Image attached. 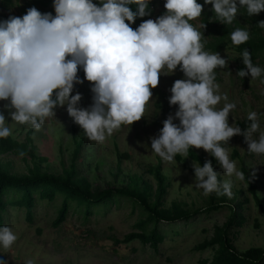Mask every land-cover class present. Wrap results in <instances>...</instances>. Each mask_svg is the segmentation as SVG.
I'll use <instances>...</instances> for the list:
<instances>
[{
	"label": "clouds",
	"instance_id": "clouds-1",
	"mask_svg": "<svg viewBox=\"0 0 264 264\" xmlns=\"http://www.w3.org/2000/svg\"><path fill=\"white\" fill-rule=\"evenodd\" d=\"M150 4L151 0H53L55 14L32 6L22 16L0 19V101H6L3 107L12 122L37 130L56 117L57 106H66L90 139L103 142L115 130L145 117L161 75L174 74L179 67L184 78L174 81L168 98L178 109L163 121L159 135L151 137V150L173 161L194 147L204 149L229 179H220L211 159L203 165L194 162L195 186L205 195L231 197L230 178L244 180L245 172L230 158L229 142L243 135L248 151L264 155V130L255 110L248 113L251 123L246 129L229 122L237 104L219 91L216 80V69L228 65V59L206 50L204 31L193 21L211 4L221 23L232 24L241 8L249 16L264 11V0H165L163 14L134 28L137 17L150 16ZM259 25L264 27V20ZM250 38L247 27L231 33L236 45ZM242 55L246 67L237 75L261 77L264 67L253 63L247 48ZM81 68L92 82L93 103L88 107L81 106V92L73 94L76 85L84 83L78 74ZM221 100L225 103L218 107ZM11 123L0 110V138L12 135ZM17 239L10 225H0V247L10 250ZM0 264H8L4 255ZM25 264L37 260L28 258Z\"/></svg>",
	"mask_w": 264,
	"mask_h": 264
},
{
	"label": "rangeland",
	"instance_id": "rangeland-1",
	"mask_svg": "<svg viewBox=\"0 0 264 264\" xmlns=\"http://www.w3.org/2000/svg\"><path fill=\"white\" fill-rule=\"evenodd\" d=\"M34 1L0 0V19H6L10 15H24ZM154 11L153 19L163 14L166 11L165 0H158ZM202 19L203 14L193 21L201 31ZM214 35V31H207L205 41L212 40ZM232 47L227 46L220 52L228 59V65L216 69L219 91L226 92L229 100L237 104L230 113L229 122L246 129L251 123L247 118L248 113L255 110L260 114L264 130V74L258 78L238 76L239 55ZM254 64L264 67V62L259 59ZM78 74L84 78V83L77 84L73 94L81 92V106L88 107L93 103L92 82L87 81L84 71ZM178 78H184L179 67L174 74L161 75L158 86L153 89V101L149 102L145 117L132 126H122L103 142L86 136L78 168L94 188L127 186L133 177H137L143 187L150 186L155 192L158 182L154 173L161 165L168 184L164 208L179 205L185 210L195 211L207 206L208 195L195 186L193 164L196 161L188 154H177L173 161H165L151 150V137L159 135L163 121L178 109V105H171L168 99L170 89ZM5 103L6 101H0V110L5 112L11 123L9 110L3 107ZM224 103L221 100L218 107H222ZM10 126V136L19 141H25L27 132L32 128L18 122H12ZM81 131L82 127L74 122L66 106H57L56 117L48 118L41 129L33 134L44 171L62 174L64 168H70L75 150L74 139L81 138ZM256 135L258 137L259 133ZM229 143L230 158L236 160L237 167L241 170L244 164L248 167L258 185V197L262 203V206L258 204L245 179L239 180L235 176L230 178L233 181V195H219L226 205L238 206L242 215V226L236 227L233 236L236 249L242 253L254 247L264 248V155L248 151L243 135L233 136ZM195 149L208 160L214 158L202 148ZM0 161L16 174L27 173L34 163L32 159L24 160L13 154L1 156ZM217 172L221 174V180L229 179L223 174L219 164ZM151 201L155 202L154 198ZM63 202L62 194H58L54 201L40 200L34 209L33 222L27 220L25 209L12 207L8 210L5 224L10 225L18 236L10 250L0 247V255L5 256L8 264H25L28 258H35L37 264H200L203 260H211L215 249L201 251L197 249L198 245L211 239L215 228L223 226L231 214L226 206L218 212L189 222L161 223L159 227L165 241L156 251L138 240L123 242L127 235L140 231L138 223L148 216L134 201L124 200L120 207L112 205L105 216L97 214L103 209L94 211L88 221H85V215L81 212L84 211L83 208H74L77 204L73 202L67 219L55 227L53 223Z\"/></svg>",
	"mask_w": 264,
	"mask_h": 264
},
{
	"label": "trees",
	"instance_id": "trees-1",
	"mask_svg": "<svg viewBox=\"0 0 264 264\" xmlns=\"http://www.w3.org/2000/svg\"><path fill=\"white\" fill-rule=\"evenodd\" d=\"M158 0H151L150 16L137 17L132 26L137 27L142 20L155 17L154 8ZM203 3V0H199ZM42 12H52L55 14L53 0H35L32 4ZM134 7V6H133ZM27 11V10H26ZM203 28L204 35L207 31H214L216 35L210 41H205V48L210 52H221L223 48L231 46L235 48L238 56V70L245 68L243 64V51L248 49L251 52L253 63L258 59L264 62V27L259 25L264 20V11L254 16H249L245 8H241V15H238L232 24H223L215 16L213 6L206 4L203 10ZM237 27H247L250 30L251 38L240 45L232 42L231 33ZM205 40V39H204ZM84 70L81 68L79 73ZM37 129L31 128L26 135L25 141H19L11 136L0 138V157L13 154L22 157L24 160L32 159L33 165L25 174L13 173L11 168L0 161V225H5V216L10 208H22L27 212V220L34 221V209L41 200L54 201L58 194L64 196V202L59 210L58 217L53 223L55 227L61 225L68 217L75 202L77 207L83 208L85 221L89 220L92 212L103 211L105 216L112 205L121 206L124 200L134 201L138 204L145 214L146 219L140 221L137 225L139 232H134L126 236L124 243H131L138 240L144 245H150L158 251L160 245L165 241V236L161 233L159 225L161 223L177 224L179 222H189L203 215L218 212L224 207L230 209L228 221L221 227L215 228L214 236L198 245V250L215 249L214 257L211 260H203L200 264H264V248H251L246 252L240 253L234 244V230L237 226H242V215L237 207L226 205L216 193L208 195V204L205 207L195 211H188L179 205L172 208H164L165 197L167 196V179L163 172V167L159 165L155 169V178L158 182L157 191H153L150 186L140 183V179L133 177L127 186H109L106 189L94 188L87 177H85L78 168V160L81 158L85 147L86 133L82 129L81 138H75V150L73 153L70 168H64L62 174L46 172L41 167L43 161H40L37 155V147L34 143L33 134ZM189 157L203 165L208 160L204 155L199 154L195 148L188 152ZM38 160V161H37ZM46 160V159H43ZM215 170L219 164L215 157L211 159ZM242 170L245 172V181L249 184L250 190L256 197L260 206L262 203L258 197V185L253 179L248 167L244 164ZM155 200L152 202L151 199ZM96 214V213H95Z\"/></svg>",
	"mask_w": 264,
	"mask_h": 264
}]
</instances>
